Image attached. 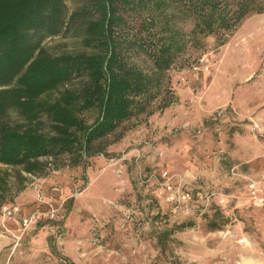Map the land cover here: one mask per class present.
<instances>
[{
	"label": "rangeland",
	"instance_id": "obj_1",
	"mask_svg": "<svg viewBox=\"0 0 264 264\" xmlns=\"http://www.w3.org/2000/svg\"><path fill=\"white\" fill-rule=\"evenodd\" d=\"M67 2L72 12L77 0ZM74 32L72 26L46 46L55 54L72 50ZM218 45L210 38L204 53L173 67L178 101L129 123L109 145L110 159L95 157L84 169L63 166L45 177L24 174L20 192L18 170L3 168L10 172L8 205L22 216L41 213L39 224L22 227L30 234L23 264H264V215L258 216L264 209L246 195L249 179L264 185V14L246 19ZM164 172L183 188H210L224 198L229 225L209 232L196 204L175 210L166 201ZM36 186L58 211L55 220ZM155 193L163 199L150 208ZM1 208L0 231L1 221L20 219L3 216ZM158 211L168 218H155ZM188 218L195 225L176 233L159 259L157 234Z\"/></svg>",
	"mask_w": 264,
	"mask_h": 264
},
{
	"label": "trees",
	"instance_id": "obj_2",
	"mask_svg": "<svg viewBox=\"0 0 264 264\" xmlns=\"http://www.w3.org/2000/svg\"><path fill=\"white\" fill-rule=\"evenodd\" d=\"M260 14L264 0H77L72 12L67 0H0V207L10 200L3 168L18 170L20 192L24 174L110 159L129 123L178 101L170 71L182 58L204 53L210 38L224 45ZM72 26L75 48L53 53L47 40ZM184 189L209 232L229 225L220 198L206 206L210 188ZM150 198V208L163 199ZM192 219L157 234L159 259Z\"/></svg>",
	"mask_w": 264,
	"mask_h": 264
},
{
	"label": "built area",
	"instance_id": "obj_3",
	"mask_svg": "<svg viewBox=\"0 0 264 264\" xmlns=\"http://www.w3.org/2000/svg\"><path fill=\"white\" fill-rule=\"evenodd\" d=\"M162 178L164 179L163 190L166 194V201L172 204L175 210H181V211L185 210V207L189 206L193 200L192 194L189 191L185 190L181 184L180 185L174 184L171 181V177L168 172H164ZM247 186H248V192L246 195L249 202L257 206H260L262 209H264V186L260 185V183L254 179H249L247 182ZM36 189L38 191L37 199L44 204H48V202L45 201V196L41 191V186H36ZM213 196L214 194L210 195L207 198L208 201ZM220 202L221 203L225 202V199L220 198ZM48 205L50 206V209L48 210L47 215L49 219L55 220L58 211L54 209L52 205L50 204ZM1 211L3 213V216L5 217L20 218L22 227L25 230L33 225L39 224L41 220L40 212H35L30 216H22L21 209L18 206H10L6 204L1 208Z\"/></svg>",
	"mask_w": 264,
	"mask_h": 264
},
{
	"label": "crops",
	"instance_id": "obj_4",
	"mask_svg": "<svg viewBox=\"0 0 264 264\" xmlns=\"http://www.w3.org/2000/svg\"><path fill=\"white\" fill-rule=\"evenodd\" d=\"M258 182L261 185V181ZM262 211L264 215V210ZM8 221V223L5 220L1 221V225L5 230L0 231V264H23V239L28 238L30 234L22 230L20 219H10ZM15 226L21 229H15Z\"/></svg>",
	"mask_w": 264,
	"mask_h": 264
}]
</instances>
